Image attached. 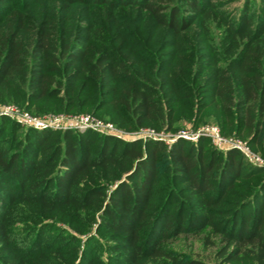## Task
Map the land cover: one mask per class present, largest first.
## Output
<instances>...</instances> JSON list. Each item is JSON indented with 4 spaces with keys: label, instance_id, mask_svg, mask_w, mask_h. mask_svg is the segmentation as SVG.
<instances>
[{
    "label": "trees",
    "instance_id": "trees-1",
    "mask_svg": "<svg viewBox=\"0 0 264 264\" xmlns=\"http://www.w3.org/2000/svg\"><path fill=\"white\" fill-rule=\"evenodd\" d=\"M0 0V103L128 132L216 123L264 156V0ZM264 264V167L209 138L0 117V264Z\"/></svg>",
    "mask_w": 264,
    "mask_h": 264
},
{
    "label": "built area",
    "instance_id": "built-area-1",
    "mask_svg": "<svg viewBox=\"0 0 264 264\" xmlns=\"http://www.w3.org/2000/svg\"><path fill=\"white\" fill-rule=\"evenodd\" d=\"M0 106V116H7L17 122L22 123L26 127H32L35 129H76V130H94L102 135L114 136L117 138H122L123 130L119 129L113 123L109 121H104L99 118L94 117L91 114L81 115V116H64L62 114H46L45 116H34L28 111L21 110L18 106ZM144 133V140L155 139L163 140L165 142H174L179 138H183L190 141H197L200 137H207L211 142L221 150L236 149L239 150L245 158L256 166L264 167V157L260 156L255 152L247 141L235 137L226 136L222 134L220 127L206 125L201 128H188L180 130L177 133L172 132H156L152 129L145 128L135 133ZM165 133L169 138L163 139L160 134ZM140 139V138H129V140ZM169 143V144H170Z\"/></svg>",
    "mask_w": 264,
    "mask_h": 264
},
{
    "label": "rangeland",
    "instance_id": "rangeland-1",
    "mask_svg": "<svg viewBox=\"0 0 264 264\" xmlns=\"http://www.w3.org/2000/svg\"><path fill=\"white\" fill-rule=\"evenodd\" d=\"M222 1H228V0H222ZM243 2H244V0H232V2L230 4H228L227 8L230 9V10H233V9L235 10L236 8H240L243 5ZM4 105L5 104L0 103V106H4ZM14 105L18 106L15 103H8V105H6V106H14ZM18 107L21 110L28 111V110L24 109L23 107H20V106H18ZM28 112L30 114L34 115V116H45L46 115V114L38 115V114L31 113L30 111H28ZM60 114H62L64 116L65 115L66 116H81V115H86L87 113H79V114H64V113H60ZM47 115H48V113H47ZM91 115H93V114H91ZM93 116L96 117V118H99L101 120H104V119H102L100 117H97L95 115H93ZM8 118L12 119L10 117H8ZM15 121H17V120H15ZM104 121H106V120H104ZM109 122H111V121H109ZM18 123H20V122H18ZM111 123H113V122H111ZM20 124H22V123H20ZM206 125L218 126L216 123L208 122V123L200 124V126H198V127H194L190 122H187V123H185L184 126H182L180 129H178V131H176L174 133H177L180 130L188 129V128H192V127L195 128V129H198V128H201L202 126H206ZM23 126L26 127L25 125H23ZM121 130H123V129H121ZM123 131L126 134L123 133L124 139H122V138H120V139L125 140V141L138 140V139L129 140V138H140V139H143V137L145 136V134L142 133V132L135 133V132H128V131H125V130H123ZM112 137H114V136H112ZM160 137H162L163 139H166V140L169 138V136L167 134H165V133L160 134ZM166 143L169 144L170 142H166ZM172 143H170V144H172ZM257 153L260 156L264 157L260 152H257ZM168 246L170 248L175 249L177 252H180L182 254H190L193 257L204 259V260L210 262L211 264H222L221 259L217 257L216 246H205L204 243H203V240L200 237H198V236H184L183 235V236H180L179 238H175V239L171 240L169 242Z\"/></svg>",
    "mask_w": 264,
    "mask_h": 264
}]
</instances>
